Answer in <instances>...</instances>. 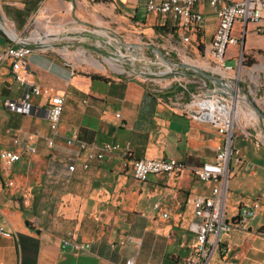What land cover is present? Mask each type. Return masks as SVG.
I'll return each mask as SVG.
<instances>
[{
	"label": "crops",
	"instance_id": "obj_1",
	"mask_svg": "<svg viewBox=\"0 0 264 264\" xmlns=\"http://www.w3.org/2000/svg\"><path fill=\"white\" fill-rule=\"evenodd\" d=\"M146 2L0 0V51L26 38L33 48L22 71L26 82L64 97L54 134L47 95L31 94L29 112L4 105L6 99L20 100L26 84L14 78L10 65L0 63V151L15 148L21 153L9 166L0 158V225L10 233L0 234V264H125L128 259L133 264H185L191 254L195 233L189 226L199 219L187 199L209 196L213 186L198 180L191 169L215 158L223 136L210 123L161 101L159 96L172 90L152 91L162 78L141 77L156 74L146 72L145 66L138 77H128L106 69L101 61H121L120 53L108 55L104 50L121 37L134 43L138 56L151 43L148 51L159 65L180 57L202 68L217 18L207 3L196 2L194 9L203 13L204 21L184 43L172 18L148 12ZM234 32L240 45L228 48L227 60L236 63L239 46L247 57L255 58L264 90V17L237 23ZM166 49L171 57L164 56ZM82 52L95 54L99 63L80 59ZM136 60L151 63L142 54ZM186 70L180 66L175 76L188 81ZM14 138L19 139L18 146ZM70 138L72 143L67 142ZM79 142L98 147L112 142L121 148L89 159ZM29 146L35 151L29 152ZM241 152L254 169L245 171L231 161L227 218L233 219L255 200L259 206L244 230L233 228L222 242L230 254L241 256L239 264L262 256L255 259L258 264L264 259V153ZM164 156L182 160L185 169L175 177L150 174L146 181L133 177V160ZM84 162L87 168L82 167ZM156 202L160 209L154 207ZM69 233L85 247L75 251L65 245L62 240Z\"/></svg>",
	"mask_w": 264,
	"mask_h": 264
},
{
	"label": "built area",
	"instance_id": "obj_2",
	"mask_svg": "<svg viewBox=\"0 0 264 264\" xmlns=\"http://www.w3.org/2000/svg\"><path fill=\"white\" fill-rule=\"evenodd\" d=\"M198 1L207 3L214 10L217 18L216 30L207 49L208 61L202 67V69L215 76L217 80H208L201 77V84L188 87L187 83L195 80L190 78L186 81L180 76H174L172 78L175 81L173 87L168 85L172 90L170 91L171 94L160 95L159 99L172 106L179 107L180 110L195 120L210 123L223 136V142L218 148L215 158L191 169L192 174L198 180L211 182L213 186L209 196H194L187 199L199 221L192 222L189 226L195 233V242L191 254L185 260V264H208L217 250L221 256H229L227 257L228 264H237V256L235 254L229 255V249L223 244L220 236L223 233H228L233 228L244 230L247 227L248 220L255 214V210L259 206L258 200H255L250 205L242 206L233 219L227 218L226 199L229 179L232 174L231 161L236 165L243 166L245 171L249 172L254 169L252 163L247 162L243 158L241 150L234 145L235 139L239 137L235 131V124L240 117L239 107L247 115H255V112L245 99V88L241 87L239 81H237L239 74H236L235 67L226 63V54L228 48L240 44V39L234 32L237 23L244 25L247 22H258L263 19L264 0H147L145 7L148 12L170 16L176 29L183 33L181 41L189 43L190 35L188 33L193 28L199 31L204 21L203 13L194 9V5ZM32 50L33 48L25 38L22 43L11 44L0 51V63L10 65L14 78L20 84H26L25 92L20 100L6 99L4 105L16 112H29L31 109L29 102L31 94L47 95L49 126L51 131L56 134L64 108V97L61 94L51 92L47 88H42L38 84L26 82L22 71L28 64ZM164 55L170 56L172 52L166 49ZM182 62L172 61L168 63L165 65L164 71H159V74L178 71ZM157 63L160 64L159 61ZM242 63L243 58L240 55L238 69L242 68ZM147 76H145L146 79L152 81V77ZM165 87L167 86L152 85L151 89L160 93ZM248 96L256 103L258 99H264V94H260L258 88H254V90L248 88ZM119 115L117 114V116ZM253 128L255 129V127ZM242 132L245 137L253 136L249 131L243 130ZM255 134L262 137L261 130L256 131ZM259 137L254 140L256 146L263 144ZM72 141L71 138L67 140L68 143H72ZM13 144L18 146L19 139L14 138ZM48 144L52 145L53 140L49 139ZM79 147L87 152L89 159L102 158L106 152H113L121 148L120 144L112 142H106L99 147L92 143L79 142ZM26 149L29 152L35 151L32 146ZM128 153L129 146L125 148V154ZM20 157L21 153L15 148H5L0 151V158L4 166H9L19 160ZM82 167L87 168L88 162H84ZM68 168L73 171L75 166L71 164ZM184 169L185 163L173 156L156 159L139 158L132 162V175L138 181H146L150 174H164L175 177ZM154 207L160 209V203L156 202ZM162 216L168 218L169 213L163 211ZM0 234L10 236V233L1 225ZM62 241L65 245H70L75 251L85 247L83 243L75 241L71 233L64 237ZM125 264H133L132 259L126 260Z\"/></svg>",
	"mask_w": 264,
	"mask_h": 264
},
{
	"label": "rangeland",
	"instance_id": "obj_3",
	"mask_svg": "<svg viewBox=\"0 0 264 264\" xmlns=\"http://www.w3.org/2000/svg\"><path fill=\"white\" fill-rule=\"evenodd\" d=\"M31 27H32V25H31ZM116 39H117V41H113L110 44H106L104 47V50H105V52H108V55H114L115 56V53H117V54L120 53L123 56V58L119 62H115L112 59L104 58L105 62L101 61V63H103V65L106 69H108L112 72H115V73H119L121 75H126L128 77H138L139 76V70L143 69L142 66L143 67L145 66L144 70L146 72L151 71V72L156 73V74H149L148 76L146 74H140L141 77H144V76L152 77V78L161 77L162 79L157 81L158 84H156V86H159V87L167 86L163 90H165V89L170 90V87H168V85L173 87V84L175 83V81L172 79L174 77L173 74H167V75L166 74H164V75L159 74L158 75L159 71H164L165 65H159L157 63V57L155 55H152L151 53H149L148 49L150 50L151 47L153 46L150 42H149L150 44H146L148 46V49H143L145 51L143 52V50H142L141 54L143 56L147 57L151 61V63H149V62L144 63L143 61L136 60V58L139 57L141 54H139V56H138L136 50L133 48L134 47L133 42H131V44L130 43L127 44V42H130V41L126 42L121 37L116 38ZM147 42L148 41L146 40V43ZM141 44H145V43H141ZM238 45H240V44H238ZM80 50H82V49H80ZM240 55H242L243 63L241 65L242 68L238 69L237 66H238ZM164 56L167 58L171 57L168 55H164ZM79 58L82 60L87 58V59L91 60V62L93 64L99 63L96 60V58H97L96 55L93 54V56H92V54L90 52L80 53ZM123 60H124V62H122ZM175 60L179 61V62L183 61L180 59V57L176 58ZM184 62L186 63L187 61H184ZM226 63L231 64L235 67L236 74L237 73L239 74L237 81H239L241 87L245 88V94L246 95H248V88L252 89V90H254V88H258L260 90V94H264L263 87H261L262 78H259V76H258V70H257L258 66L256 64L255 58L247 57L242 52V50H240V46H239L238 51L236 53V63L234 60H226ZM114 66H115V68H114ZM117 68H121L122 71L117 70ZM199 68H201V67H199ZM148 69H150V70H148ZM186 72L187 73L192 72V69L189 68L186 70ZM188 75L189 76H187V78H191V80H195L194 82H190V83L188 82L187 83L188 87H190L191 85L195 86V85L202 83V78L200 75L194 74L195 76H191L192 74H190V73H188ZM185 78H183V79L186 80ZM263 80H264V78H263ZM257 103L260 106V108L264 111V99H258ZM239 110H240V115H239L240 117H239L237 123L235 124V131L239 137H237L235 139L234 145L236 147H238L240 150L244 149L247 153H249V155H251L252 153H254L256 151H257V154L261 153V152L264 153V126H262V124H261L262 119L260 117H258V115L256 113H255V115H252V114L247 115L246 113H244L240 109V107H239ZM252 117H254V119H252ZM256 118H257V120H256ZM259 126H261V128H259ZM253 127H255V129ZM243 130L249 131L250 133L253 134V136H250L249 138L245 137L243 135V132H242ZM260 130H261L262 137H259V135L255 134L256 131L259 132ZM258 137L263 142L260 149H257L253 143L254 140L257 139ZM252 140H253V142H252ZM225 234H227V233L221 234V236H220L221 240H224V239L228 240V239H226ZM229 255H230V253H229ZM227 257H229V256H227ZM227 257L221 256L220 252L217 250L213 254V256L210 258L208 264H228ZM261 257L262 256H254L252 262H250L249 260H245L244 264H256V260L260 259ZM240 258H241V256H237V259H236L237 264H239ZM222 259L226 263L224 261H222ZM258 264H264V259H262V261Z\"/></svg>",
	"mask_w": 264,
	"mask_h": 264
},
{
	"label": "water",
	"instance_id": "obj_4",
	"mask_svg": "<svg viewBox=\"0 0 264 264\" xmlns=\"http://www.w3.org/2000/svg\"><path fill=\"white\" fill-rule=\"evenodd\" d=\"M241 43H242V46H243L244 43H245V39L244 38H242ZM180 66L186 67V69H189V68L192 69V72H188V73H190L192 75L196 74V75H200L201 77L207 78L208 80H217V78L215 76H213L211 73L207 72L206 70H204L202 68H199V67L187 64V63H182ZM177 72L178 71L165 72V73H163L161 75L173 74L175 76V75H178ZM245 99H246L247 103L250 105V107L254 110V112L260 118H262L264 120V111L260 108V106L256 102H254L252 100V98L250 96H248V95L245 96Z\"/></svg>",
	"mask_w": 264,
	"mask_h": 264
},
{
	"label": "bare ground",
	"instance_id": "obj_5",
	"mask_svg": "<svg viewBox=\"0 0 264 264\" xmlns=\"http://www.w3.org/2000/svg\"><path fill=\"white\" fill-rule=\"evenodd\" d=\"M114 68H115V66H114ZM117 70H119V71H122V69H121V68H117Z\"/></svg>",
	"mask_w": 264,
	"mask_h": 264
}]
</instances>
